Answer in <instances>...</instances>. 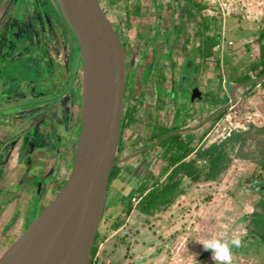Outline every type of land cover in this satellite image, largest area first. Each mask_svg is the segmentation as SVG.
Here are the masks:
<instances>
[{
	"label": "flooded vegetation",
	"instance_id": "flooded-vegetation-1",
	"mask_svg": "<svg viewBox=\"0 0 264 264\" xmlns=\"http://www.w3.org/2000/svg\"><path fill=\"white\" fill-rule=\"evenodd\" d=\"M22 1L24 3L21 12L18 17H15L12 13L16 11L17 0H0V235L8 234L17 220L22 215V218L25 217L30 207L34 208L38 203H42L48 194L58 187L60 118L65 120L70 116L73 117L72 120H75L74 126L71 127L73 128L81 116L83 69L81 61L76 67L79 48L73 32L49 0H27V3L26 0ZM192 1L183 0L185 4L180 10L177 7H170L169 4H162L160 14L157 12L155 15L158 23L163 19L166 8L168 10L173 8L169 19H174L176 14L180 13L181 24L176 26L174 23L173 30L180 34L182 25L181 30L186 33L185 44L189 45L183 50L181 83L178 88L180 96L171 101V86L167 88L165 74L159 71V74L155 76L154 97L156 106H159V114L150 117V113L143 124V135L136 141L139 147L131 154L137 159L135 164L128 163L132 157L129 154L122 157L116 156L115 166L118 165L121 168V173L111 182L108 197L115 193L122 196V192L124 197L132 188L138 187L151 175L156 177L161 175L165 166V151L159 147L161 141L152 142L150 136L155 125L168 128L175 125V112L172 113L169 109L171 103L177 104V108L182 107L183 111L188 112L184 118L178 120V122L183 121V125L175 133H182L192 144L193 134L202 128L200 123H196L198 118L195 119L198 110L201 111L199 118L202 115L201 101L196 99L191 104L189 96H191L192 88H199L197 83L202 67L215 59V48L213 55L203 60V44L206 36H212L211 27L208 22H205L203 10H200L201 4ZM137 8L139 5L134 12L130 7L128 8L126 12L128 22L137 21L138 16L139 18L143 16V12L140 13ZM192 19H196L197 25L195 39L190 37L187 29L188 21ZM157 36L162 38L160 30H156L151 38L154 39ZM128 56L125 92L127 103L124 105L123 112L125 123L123 126L122 121L117 155L124 151L125 133L141 122L139 113L145 102L144 88L153 72H150L147 80L144 76L151 69L153 61L158 58L154 55L153 61L143 67L142 73H139L138 65L142 59L136 61V55L130 50H128ZM168 57L167 61L174 59L171 51ZM29 59L32 64L31 73H28L25 67L16 71L10 67L16 62L23 65ZM138 73L141 74L143 87L137 97L135 94L136 100L133 101L132 90L135 85L137 86ZM7 76L13 78L12 85L5 81ZM61 85L65 86L62 91H60ZM78 89H80L81 99L75 97ZM216 106L210 118L216 119L223 111L221 110L223 106L219 104ZM194 147L198 149L201 146ZM148 156L149 163L153 159L160 162L159 176L152 169L144 170L142 176H135L136 173H141L138 170L144 166V160ZM130 165L132 166L129 167ZM130 176L134 177L131 179L134 182L125 187L123 185L125 179ZM112 186L115 191L109 194ZM122 188L124 191H121ZM3 215H10L4 224L2 223Z\"/></svg>",
	"mask_w": 264,
	"mask_h": 264
},
{
	"label": "rangeland",
	"instance_id": "rangeland-1",
	"mask_svg": "<svg viewBox=\"0 0 264 264\" xmlns=\"http://www.w3.org/2000/svg\"><path fill=\"white\" fill-rule=\"evenodd\" d=\"M101 1L112 21L121 32L123 39L127 44L128 50L136 55V61L142 59L141 63L138 65L137 72L140 73L143 67H146V65L153 61L154 50L157 52L158 56L164 57L166 48L169 50L171 49L170 51L174 55L173 61L176 63V66L181 69V63L183 62L182 57L184 56L183 50L188 48L189 45L185 44L186 33L182 32V25L180 26V34H177L173 30L174 23L176 26L181 24L180 13L176 14L174 19H169L173 8L171 10L166 8L165 12H163V19L157 23L156 14H151V12H153L154 1L141 0L142 4H144L142 6L144 9L143 16H140L139 21L135 20L134 22H128L126 12L129 7L131 9H135L139 3L138 0ZM155 1L166 5L169 4L170 7H177L179 10L182 8V5L184 6L185 4L183 0ZM221 1L224 2L223 0ZM243 1L247 3L249 0H240L239 3L236 4L235 10L237 6L241 8ZM194 2L201 5H207V7L208 4L213 5L212 0H194ZM260 2H264V0H258V3ZM23 3L24 2L22 0H17V3L15 4L16 11L12 13L13 16H19ZM242 19V15L240 13L234 14L233 12L227 16L226 24L224 21L216 18L215 22L211 23L212 28L210 30V34L219 35L220 33V38L221 36L227 37L228 40L233 42V45L229 46L228 49L230 51H234L243 44L239 34H236V32L239 33L240 30L242 32L248 30L255 33V31H258L264 24V18L260 19L258 24L252 21H243ZM187 25L189 27L187 29L190 33V37L195 39V32L197 28L196 19H192L190 22L188 21ZM156 30H160L162 38L159 36L154 39L151 38ZM15 43L18 44V41L15 40ZM166 43H169V46H166ZM250 45L251 44H249V46ZM253 49L254 51H251L248 56L241 57V62L238 65L229 57H223L222 64L225 67L224 71L221 67L220 60H216V62L213 63L209 62L207 63V66L218 68L219 71L216 73L215 77L218 82H222L224 76H230L232 71H236L237 74L246 72V66L257 57V54H254L257 53V50L255 48ZM145 50L147 51L145 52ZM30 62L31 59L23 65H21L20 62H16L15 65H11L10 67L13 71L19 70L21 67H25L27 69L26 71L31 73L32 64H30ZM171 70L172 67L166 59H162L160 61L158 60L157 63H155L153 74L151 75L147 86L144 88L145 102L139 113L141 122L125 133L123 141L124 151L122 153H118V157H122L126 154L131 155L138 149L139 144L136 141L138 137L143 135V124L147 120L155 103V76L159 74V71L164 73L166 81L168 82L166 85L167 88H169L170 86L168 84L171 82ZM139 73V77L136 79L137 86L135 85V88L132 90L133 101L136 100V97L139 95L143 87L140 78L141 74ZM179 74L180 71H178V77ZM6 78L5 81L7 84L12 85L14 81L13 78L10 76H7ZM200 81L201 80L198 79L199 83ZM60 87V91L65 89L64 85H61ZM230 88L231 87L227 84L225 94L227 93L229 96V101L226 105H224L228 106L227 109L223 110L226 111L224 116H230L234 121H236L237 118L238 123L245 126L246 129L250 125H264V88H258L256 86L255 88L244 87L237 89L240 99L237 98L235 107L232 110L229 109V105L231 103ZM78 90H76L75 97L81 99L80 89ZM214 95H218V92H214ZM126 103L125 99L124 105H126ZM213 110L214 109H209L207 113H204V115L202 114L200 118L199 115L201 111H197V117L195 119H198L196 123H200L202 128L193 134L194 138L192 139V145L199 147L222 139V136L219 137L217 133L211 134L215 123L220 119L210 118L212 114L211 111ZM72 119L73 117L71 116L65 120L60 118V139L58 142L60 179L64 177V158H69L68 155L76 142V136L71 134V127L74 126L75 121ZM191 124H193V122H191ZM209 134H211L210 137H208ZM194 157L195 156L193 155L192 158ZM130 159L131 160L128 162L129 164L136 163V158L132 156ZM149 161L150 158L148 156L147 159L144 160V166L138 170V172L141 173H136L137 176H142L144 174V170L146 171V169H152V171L158 175L161 165L160 162L157 161V159L151 160L150 163ZM131 166L132 165L129 167ZM255 172V164L247 160L236 159L219 183L200 182L197 184H190L187 182L185 193L174 202V205L169 210V214L164 215V217L159 216L156 218L154 231L152 235H150L153 237V243L150 245L151 247L149 250H146L143 253L132 252L135 257L131 254L129 264H195L194 257L199 264H215V262L211 259V251L204 250L203 246L198 243V241L211 235L221 234L229 239L235 235H239L242 240H246V237L250 234L249 229L251 228V216L254 212L261 210L257 204L264 199V182L258 183L256 186L246 182V179L252 176ZM127 179L132 178L128 177ZM127 179H125V182ZM114 191L115 189L112 186L109 194ZM110 201L111 200L108 199V208L105 209L104 214L106 215L104 216H117L120 212V206H118L119 208H111ZM32 209V207L28 209V213L26 214L27 217L30 216ZM22 216L12 226L8 234L0 235V251L10 235L18 230L23 219ZM9 217L10 215H3L2 223H6ZM139 217H142V215L135 214L132 216L131 226H138V222L141 219ZM110 221V219L106 222L102 221L100 224V252L98 250L99 253H97L98 255L95 264H111L109 262L112 258L111 253H113L114 250L122 244H125V249L126 247H128L127 249L131 248L130 245L133 242L132 236H135V234L132 232L131 228H129L130 223H127L126 220V223L121 228L111 231ZM241 250L244 251L243 249H240V247L233 248L232 264H264V249L259 251L251 249V252L248 254L242 253ZM122 253H125V250ZM204 253H207V257L201 258Z\"/></svg>",
	"mask_w": 264,
	"mask_h": 264
},
{
	"label": "water",
	"instance_id": "water-1",
	"mask_svg": "<svg viewBox=\"0 0 264 264\" xmlns=\"http://www.w3.org/2000/svg\"><path fill=\"white\" fill-rule=\"evenodd\" d=\"M49 2L78 44L76 67L81 61L83 69L81 116L71 130L76 142L69 158H64V177H59L58 187L32 209L30 216L23 217L18 230L6 240L0 264H90L116 164L127 86V44L101 0ZM169 53L166 48V59ZM168 62L174 100L180 96L181 75L178 77L176 63ZM262 81L264 75L232 85L230 105L237 101V89ZM201 96L192 88L189 102L203 100Z\"/></svg>",
	"mask_w": 264,
	"mask_h": 264
},
{
	"label": "trees",
	"instance_id": "trees-1",
	"mask_svg": "<svg viewBox=\"0 0 264 264\" xmlns=\"http://www.w3.org/2000/svg\"><path fill=\"white\" fill-rule=\"evenodd\" d=\"M190 2L192 0H189ZM193 2V1H192ZM200 5V10H204ZM206 30H208L206 28ZM219 36H206L203 44L202 58L206 60L211 57L214 48L219 44ZM255 41L259 44V53L254 61L246 67L245 73L237 74L236 71L229 77L231 82L244 84L252 79L260 78L264 75V24L257 31ZM151 69L144 76L147 80ZM264 88V81L259 83ZM257 84L247 86L255 88ZM229 98L226 97V102ZM225 103L221 106H224ZM179 107L175 110V125L171 128L155 125L150 136V141L159 142V147L165 151L164 164L161 175L156 177L151 175L138 187L132 188L124 197L117 193L109 196L110 207L120 206L117 216L106 217L103 214L102 221H110V230L115 231L121 228L133 210L147 217L158 218L159 214L167 211L174 202L185 193L187 182L190 184L219 183L225 173L230 169L234 160H247L255 164L256 172L246 179L252 185L264 182V125H250L245 130H234L225 139L216 140L196 149L182 133H175L182 128V122H178L188 113ZM188 111V109H186ZM226 111H222L216 119L224 116ZM185 122V121H184ZM125 117H123V126ZM122 126V127H123ZM166 138V139H164ZM164 139V140H163ZM163 140V141H162ZM194 154V158H192ZM202 163V164H201ZM121 173V168L117 165L111 170L109 187L111 182ZM256 186V185H255ZM124 191V188L121 189ZM107 199V201H108ZM123 199V200H122ZM122 201V203H121ZM260 211H256L251 216V228L246 240H242V253L248 254L251 249L259 251L264 249V199L257 204ZM107 202H106V207ZM105 212V211H104ZM112 217V218H111ZM101 230L99 228L94 247L91 254L90 264L96 263V254L99 249ZM204 253L201 258H206Z\"/></svg>",
	"mask_w": 264,
	"mask_h": 264
},
{
	"label": "crops",
	"instance_id": "crops-1",
	"mask_svg": "<svg viewBox=\"0 0 264 264\" xmlns=\"http://www.w3.org/2000/svg\"><path fill=\"white\" fill-rule=\"evenodd\" d=\"M138 1H139V3H138L139 8H137V10H139L140 13H141V11L144 12V9L142 8V6L144 5V4H142L143 0L142 1L138 0ZM153 1H154L153 2V10H152L153 12H151V14L153 13V15H155L157 12L159 13L161 6H162V3H160V2L157 3L155 0H153ZM202 6L205 7L203 10L205 22H208L211 28H212L211 23L215 22L216 18L224 21V23L226 24L227 16L224 17L221 15L220 9L218 8V6L209 5V4H208V7H207V5H202ZM132 11L133 12L136 11V8L132 9ZM233 13L234 14L240 13L242 15L243 21H248V22L252 21V22L257 23V24L260 21V19H262V18L255 16V15L246 14V10H244L242 7L239 8L238 6H237L236 10L234 8ZM237 18H239V17H237ZM139 20H140V18L138 16L137 21H139ZM236 34H239L240 39L243 42L242 46L239 47L238 49H235V50L233 49L234 51H230L228 49L229 46L226 45L225 52L223 55L220 54V52L216 46L215 53H214L215 59L214 60L212 59L211 61H209V62L213 63V62H216V60H220L221 67L223 68V71L225 69V67L222 64L223 57H229L232 61H235V63H237V65H238L241 62V57L242 56L243 57L248 56L251 51H254L253 48H255L257 50L256 51L257 53H254V54L258 55V53H259V44L255 41V39L257 37V31H255V33H252V31L250 32L247 30L245 32H242L240 30V32L239 33L236 32ZM214 36H219V39L223 38L225 41H230V40H228L227 37L221 36V38H220V33H219V35L216 34ZM249 44H251V45L249 46ZM252 44H253V46H252ZM154 55L158 56L156 51L154 52ZM220 57H221V59H220ZM162 59L165 60L166 57L165 56L164 57L158 56V58H156V60H154V61L157 63L158 60L160 61ZM209 62H207V63H209ZM207 63L205 64L204 67H202V70L200 71V78H199V80H201V81H200V83L199 82L197 83L198 84L197 86L199 87L198 90L200 91V93L202 95L201 97L203 98V100H200L201 101L200 105L202 107V111H203L202 114L203 115H204V113H207V111L209 109L215 110L217 107L216 104H219L221 106L220 103H223V104L225 103V105H226V103H228V102H226V96H227V98H229L227 93L225 94L226 85L228 84V86L231 87L232 85L236 84V83L231 82V80L229 78L231 76V74H230V76H228V75L224 76V79L222 82H220V81L218 82L217 78L215 77L216 73H218V71H219L218 68L209 67V66H207ZM214 92H218V95L214 96ZM240 94H241V92H240ZM236 96H237V98L240 97L239 93H237V90H236ZM182 98H185V97H182ZM171 101H172V97H171ZM211 104H213V106ZM156 105L157 104L154 103L150 117H154V116H157L159 114V106L157 107ZM169 109L172 113H174L175 110L177 109V104L171 103V106L169 107ZM213 111H211V112H213ZM136 176H137V174H136ZM130 177L134 178L133 176H130ZM128 182H129V184H128ZM133 182L134 181H132L131 179H127V181L124 182L123 185L125 187H128ZM121 203H122V201H121ZM172 206L167 211L159 214V216L164 217V215H168L169 210L172 208ZM135 214L142 215V217H139L141 219L138 222V226L133 227V226H131L132 216ZM155 221H156L155 217H147V216L139 213L136 209L133 210L131 215L127 218V223H130L129 228H131L132 232H134V234H135V236H132L133 242L130 245L131 248L127 249L128 247H126V249H125V247H124L125 244H122L121 246L117 247L116 248L117 250L115 249L114 252L111 253L112 258L109 260V262L111 264H129L131 254H133L132 252L143 253L144 251L149 250V248L151 247L150 245H152V243H153V241H152L153 237L150 235H152V233L154 231ZM141 234H142V236H141ZM124 250H125V253H122ZM133 256L135 257L134 254H133ZM136 256H138V255H136Z\"/></svg>",
	"mask_w": 264,
	"mask_h": 264
},
{
	"label": "built area",
	"instance_id": "built-area-1",
	"mask_svg": "<svg viewBox=\"0 0 264 264\" xmlns=\"http://www.w3.org/2000/svg\"><path fill=\"white\" fill-rule=\"evenodd\" d=\"M223 1L224 2H222L221 0H212V4L218 6V8L220 9L221 15L225 17L233 12L234 8L236 7V4L239 3L240 0H237V1L236 0H223ZM241 7L244 10H246V14L248 15H255L262 19L264 18V2L258 3V0H249L247 3H245L243 1ZM226 45L232 46L233 42L225 41L223 38H221V40L219 41V44L217 45V48L221 55L224 54ZM257 87L260 88L261 85L257 84ZM235 104L230 105L229 109L230 110L234 109ZM245 129H246L245 126L238 123L237 118H236V121H234L233 119H231L230 116L225 115L224 117H220V119L215 123L213 132L211 134L217 133L219 137L222 136V139H225L226 137L230 136V134L234 130H245ZM211 134H209L208 137H210ZM97 255L98 254H96L95 260H97Z\"/></svg>",
	"mask_w": 264,
	"mask_h": 264
},
{
	"label": "clouds",
	"instance_id": "clouds-1",
	"mask_svg": "<svg viewBox=\"0 0 264 264\" xmlns=\"http://www.w3.org/2000/svg\"><path fill=\"white\" fill-rule=\"evenodd\" d=\"M204 250L211 251V259L215 264H232L233 260V248H239L242 246V239L239 235L233 236L231 239L227 238L223 234L211 235L200 241ZM195 264L199 262L194 257Z\"/></svg>",
	"mask_w": 264,
	"mask_h": 264
},
{
	"label": "bare ground",
	"instance_id": "bare-ground-1",
	"mask_svg": "<svg viewBox=\"0 0 264 264\" xmlns=\"http://www.w3.org/2000/svg\"><path fill=\"white\" fill-rule=\"evenodd\" d=\"M74 47V46H73Z\"/></svg>",
	"mask_w": 264,
	"mask_h": 264
}]
</instances>
